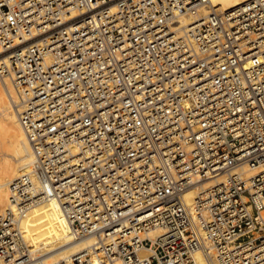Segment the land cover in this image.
I'll return each instance as SVG.
<instances>
[{
    "label": "built area",
    "instance_id": "obj_1",
    "mask_svg": "<svg viewBox=\"0 0 264 264\" xmlns=\"http://www.w3.org/2000/svg\"><path fill=\"white\" fill-rule=\"evenodd\" d=\"M0 45L49 186L12 181L0 264H46L20 223L51 198L76 264H264V0H0Z\"/></svg>",
    "mask_w": 264,
    "mask_h": 264
},
{
    "label": "bare ground",
    "instance_id": "obj_2",
    "mask_svg": "<svg viewBox=\"0 0 264 264\" xmlns=\"http://www.w3.org/2000/svg\"><path fill=\"white\" fill-rule=\"evenodd\" d=\"M211 1L213 7L224 11L249 0ZM200 12L206 15L209 9L202 7ZM78 15V12H74L68 19ZM190 22L188 17L182 16L174 26H186ZM12 57L13 50L3 49L0 45V69L10 67ZM18 103L19 95L13 82L0 73V214L11 207V183L19 175L30 173L40 186L45 189L49 187L19 119L16 108ZM209 184L211 183H207ZM196 192L195 188L186 192L185 198L188 202L193 200ZM20 227L28 247L36 252L37 261L46 264H76L77 259L81 261L80 253L90 250L95 243V238L91 235L75 238L61 205L54 198L33 206L21 218ZM195 257L198 264H207L201 253L196 252ZM89 264L99 262L93 258Z\"/></svg>",
    "mask_w": 264,
    "mask_h": 264
}]
</instances>
